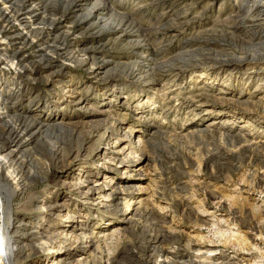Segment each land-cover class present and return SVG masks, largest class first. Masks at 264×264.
I'll return each instance as SVG.
<instances>
[{
	"label": "rangeland",
	"instance_id": "1",
	"mask_svg": "<svg viewBox=\"0 0 264 264\" xmlns=\"http://www.w3.org/2000/svg\"><path fill=\"white\" fill-rule=\"evenodd\" d=\"M70 1L37 0L44 11L38 9L32 26L44 28L41 40L49 42L47 54L52 57L41 59V53L36 51L25 71L0 75L2 94L10 98L5 104L9 114L20 115L24 111L26 118L21 122L24 126L34 122L28 133L36 134L30 139L31 145L23 144L11 157L10 166L23 177L21 187L11 194V219L17 221L9 232L14 241L11 245L15 264H25L21 235L27 227L24 218L29 217L28 226L36 225L24 207L31 195L35 202L41 198L37 194L44 186L54 188L60 184V192L72 201L66 203L74 215L67 217L62 207L53 210L50 203L35 215H48L49 222L41 221L48 229L62 223L75 225L73 222L84 219L76 204L77 199L84 200L77 194H84L71 193L75 192L73 189L94 191L88 197L95 204L101 202L99 197L107 182L100 189L101 186H93L94 180L116 181L115 176H121L123 163L102 168L98 163L101 160L96 158L97 151L109 150L114 141L107 135L97 143L96 137L85 143L86 147L92 146L90 153L74 160L68 168L63 167L62 156L51 161L57 151L65 154L80 145L88 131L98 125L114 130V138L126 139L140 149L122 152L121 157L128 160L125 170L133 177L125 186L116 181L117 192L107 199L109 206L105 210L97 211V215L88 212L91 221L88 219L90 224L83 223V227L87 233L94 232L85 237L92 245L85 254L77 252L74 259L82 254L90 264H153L166 250L172 263L187 264L192 251L189 244L196 242L205 249L216 243L224 255L239 254L248 263L260 254L264 264V246L259 245L264 241V218L257 214L260 206L252 208L251 199L239 192L243 185H250L253 197H257L264 188V66L254 65L262 56L253 50L254 43L264 42V22H255L253 15L246 16L241 11L246 0H77L66 24H60L59 19L53 23V14L58 16L57 12L62 11L57 7ZM91 7H95V13L84 29L87 31L72 36V28L78 27L74 24L77 18ZM110 18L133 23L122 36H108L106 29L118 23L109 22ZM13 23L16 24L9 29L20 27L18 22ZM33 35L37 41L39 36L35 38L36 32ZM192 38L212 45L213 50L203 48L197 53L207 56L206 61L215 60V67L228 65L227 61L237 65L234 59L245 53L253 59L249 66L231 72L203 68L199 71L207 73L201 81L204 75L197 78L188 70L183 82L173 86L177 83L173 81L170 93L159 100L158 88L163 85L160 72L134 61L145 59L147 64L153 63V58L165 60L163 67L181 62L179 57L184 62L187 56L181 48ZM76 45L89 47L91 65V61L85 65L72 59ZM146 54L150 58L144 57ZM102 60H109L106 68H101ZM63 63L66 66L58 72ZM249 67L260 70L251 73ZM172 78L171 74L166 77L168 81ZM102 109L108 114L100 113ZM114 119H119L118 128ZM59 123L66 127L59 128ZM133 152L138 157L129 158ZM42 163L50 165L46 176ZM81 176L89 181L75 185ZM62 178L70 186L64 185ZM7 184L0 176V185ZM4 204L0 197V215ZM89 207L88 204L83 209ZM108 221L113 223L106 229L120 227L121 234L100 242L94 235L99 223L105 225ZM255 224L260 227L253 231L250 227ZM74 233L81 242L82 230ZM88 242H83V246ZM253 251L255 255H251Z\"/></svg>",
	"mask_w": 264,
	"mask_h": 264
},
{
	"label": "bare ground",
	"instance_id": "2",
	"mask_svg": "<svg viewBox=\"0 0 264 264\" xmlns=\"http://www.w3.org/2000/svg\"><path fill=\"white\" fill-rule=\"evenodd\" d=\"M71 3H65L63 6H58L57 8H61V12H57L58 16L53 14V23H56L57 20H60V24H66V20L68 19V15L71 13V11H74L73 8H75V4L77 3V0L70 1ZM104 7V6H100ZM98 7V8H100ZM56 8V9H57ZM44 9L41 7V5L37 2V0H0V75H6L9 73L17 74L18 72L25 71L28 64L31 63L32 55L38 51L41 53L43 57H46V59H50L52 56L47 54V50L49 49V42H44L41 40V36L43 35L44 28L43 27H33L32 25L34 23V18L37 15V11ZM95 7H91L88 12L85 14L79 16L77 19L78 21L74 24H77V28H72V36H75L78 31H87L84 29L88 28V23L92 21L94 13L93 10ZM103 9L101 8V11ZM241 11L246 12V16L253 15L255 22L259 21L261 23L264 22V0H246L245 4L242 5ZM53 13V12H52ZM255 13V14H252ZM250 18V17H249ZM109 22H118L114 25H110L106 31L107 35L110 36L112 33L116 34L118 36H122L127 32V27L129 24H132L133 22H127L125 19H112L110 18L108 20ZM13 22H18V25H20L17 29H9L13 24ZM239 23V21H238ZM103 24V23H102ZM107 24V23H106ZM257 31V30H256ZM254 32L256 35L257 32ZM264 31V30H263ZM33 32H36L37 35L35 38L38 39L37 41H34V35ZM264 33V32H263ZM65 34H68V31H65ZM45 35H49L48 33H45ZM251 35V36H254ZM142 41L145 40L144 35L141 36ZM137 43L138 40H135ZM74 42V41H73ZM11 46H14V48L11 50V53L8 55H5V52L9 51V48ZM212 45H210L208 42H203L200 38H192L190 40L186 41V44L181 48L183 49L182 53L184 56H187V59L184 60L182 57H179L178 60L181 62H172L166 67H163L162 63L164 61H154L155 58H153V63L147 62L144 63L142 60L138 63V61H134L136 64H142L143 66H151L150 69L152 71L160 72L159 79L161 82H163V85H159L158 91L160 94L158 95L159 100H163V96H167L168 93H170V88L172 87V82L175 81L177 83H174L173 86H177L179 82H183L181 80L185 79L186 73L188 70L192 71L194 75L197 76V78H200V75L202 76L200 79L204 80L206 77L205 71L200 72L199 70H202L203 68H214L216 70H219L220 72H226V71H235L237 69H241L244 66H249L248 62L250 59L249 55L244 54V56L234 59L237 60L236 63H228L230 61H227L228 65L220 64L218 67H215L213 64L215 60H208L207 56H201V53H197L198 50H201L203 48H209L211 49ZM186 48V50H184ZM253 50L256 54H260L262 57H260L259 62H254V65H258L259 63H262L264 66V42L263 43H254ZM89 47H77L74 48L72 59H75L78 61L79 64H85L87 65L88 61L90 62V65L92 64L93 55L88 53ZM213 50V48H212ZM41 51H44L43 53ZM154 51V49H153ZM145 54V53H144ZM253 55V54H252ZM146 58H150L149 54L144 55ZM254 57V56H253ZM259 57V56H258ZM199 58L205 59V60H199ZM47 60V62H48ZM148 60V59H147ZM260 60L262 62H260ZM109 60H102L100 62L101 68H106L107 65L110 63ZM155 62V65H154ZM202 62V63H201ZM205 65V66H204ZM66 66L65 63L60 67L58 72H60L61 69ZM204 66V67H203ZM246 66V67H247ZM251 67V66H250ZM252 70V68H250ZM258 67H261V64L258 65ZM262 68V67H261ZM264 68V67H263ZM148 69V68H147ZM244 69V68H243ZM260 70V69H259ZM259 70H252L253 72H258ZM151 72V71H150ZM28 74L31 75L30 70L28 71ZM171 74L174 78H172L171 81H168L166 79L167 75ZM231 74V73H229ZM227 74V75H229ZM9 76V75H8ZM227 86L228 81L223 82ZM229 84V83H228ZM264 84V83H263ZM4 86V84H3ZM258 87V86H257ZM0 88H2L0 86ZM157 89V88H156ZM74 91V89H73ZM221 91V90H220ZM199 95L197 94V97ZM9 96L4 97L2 94V91L0 89V129H5L2 132H0V176H3L5 180L7 181V186L0 185V197L3 198L5 201L4 204V210L0 215V264H15L13 257H12V243L14 241L11 239L9 232L10 229L14 228L15 223L17 222L14 219H11V199H12V193L17 191L20 187L23 177L22 174H20L16 169L11 167V157L16 153V150L18 151L20 148H22L23 144L31 145L32 138L35 137L36 134H29L30 129L35 126V123L32 122L28 126H24V123L21 122V119L26 118L24 114V111H21L20 115L17 114H9V109L6 108L5 104L7 101H9ZM3 102V104H1ZM103 114H108L109 111H106L102 109L99 111ZM264 112V110H263ZM16 118L17 122H13V119ZM118 120L114 119L115 127L118 128ZM59 128L66 127V125L59 123ZM228 129V128H227ZM29 132V133H28ZM28 135L29 139H24V136ZM105 135L109 137L110 139H113L114 141L111 143L110 149L105 150V148L100 149L96 153V158H98L101 161H98L100 163L101 167H110L111 165H115V163L122 164L123 163V172L121 176H115V179L120 180L121 185H126L127 180L132 178L133 175L131 172L125 170V166L128 160L121 157V154L124 150L127 149H133L138 148L140 149V146H135L132 143H127L126 139L117 137L114 138L116 135V132L114 130H107V127L98 125L95 126L93 130L88 131V133L85 135V137L82 138V141L80 145L73 147L70 151H67L65 154L62 153V151H57L54 155V157L51 159H58L61 156L62 159L65 161L63 164V167H67L70 163H72L74 160L83 159L90 153V147L84 146L85 143H88V141L93 140L96 137V143L102 139ZM31 139V140H30ZM93 144V143H91ZM105 157V158H102ZM129 158H135L138 157L137 152H133V154H130L128 156ZM43 168L45 169V176L48 174V169H50V165L43 164ZM108 165V166H105ZM68 168V167H67ZM5 172V174H4ZM87 171L85 170L84 173ZM84 173L81 175L83 176ZM94 173V172H91ZM96 173H94L95 175ZM27 176H29L28 173H26ZM78 178V181L75 182V185H85L87 183V179L84 177ZM62 181H65L64 185L70 186V182L66 181V179L62 178ZM116 180V181H117ZM34 180H31L33 182ZM116 181L112 180H103L101 181L100 178H97L94 180V187H100L104 183L107 182V187L102 195L99 197V201L95 204H92L90 200L91 196L88 197V193L92 195L94 192H90L88 189L85 191L84 189L76 188L73 189L75 192L71 193H82L83 195H79V199L82 200L81 202L77 199V205L79 210H81V215L84 217V219L77 220L75 225H55L54 229H48L45 228L42 225V222H49L48 215L39 213L36 216L35 213H38L41 211L45 204L50 203L51 209L55 210L58 207L63 208V214L67 217H72L74 215V212L69 209L68 204L66 203L67 200L71 201L69 198L64 197V193L60 192V184L59 186L54 188L44 186L43 189L39 190L37 195H40V199L37 201H33V195L29 197V200L25 201V208L27 212H30L32 216V222L36 225L34 226H28L30 224L29 217L24 218V223L27 224V227L25 228V231L23 234H21L24 237V243H23V250L25 254V264H40V261H43L45 264H90V261H88L87 256L82 255L85 254L87 249L92 245L91 242L89 243L85 239L87 236L90 237L94 234V232L91 231V233H87L88 230H86V227H83V223L85 225L90 224L88 223L89 217V211H92L95 215H97V211H103L105 210V207H108L107 204L108 198H111V195L115 194L117 192L118 187L114 186L116 184ZM30 182V183H31ZM62 184V183H61ZM30 186V185H28ZM102 186L100 187V189ZM67 190L66 188H63ZM97 189V188H96ZM98 190V189H97ZM87 192V195L85 194ZM240 193L244 194L245 198H249L252 201L251 207L254 208L258 205L260 208L257 209L258 216L264 218V188L263 191L260 193L259 196L253 197L254 190H252V187L250 185H243V187L239 190ZM68 193V192H67ZM58 195V196H57ZM66 195V194H65ZM69 197V196H68ZM60 198V199H59ZM74 199V198H72ZM106 199V200H105ZM142 200V199H141ZM72 202V201H71ZM140 202V199L137 200V203ZM74 204V203H73ZM80 204V205H79ZM91 205L88 209H83L85 205ZM262 207V208H261ZM103 208V209H101ZM101 209V210H100ZM84 210V211H83ZM79 212V211H78ZM34 215L36 219H34ZM108 218V217H107ZM48 220V221H47ZM83 220V221H82ZM108 220V219H107ZM264 220V219H263ZM63 222V220H60ZM82 221V222H81ZM91 221V219H90ZM93 224L95 220H92ZM82 223V224H81ZM113 221L106 222L105 225H102L99 223L98 227V233L97 235H94V238H96L100 242H107L110 240H113L118 238L121 234V228H112V229H106V226L112 224ZM32 225V224H31ZM256 227H260L257 224L252 225L250 228L253 230ZM67 230V231H66ZM77 230H82V241H78L75 239V234ZM251 230V231H252ZM254 231V230H253ZM259 232V231H258ZM261 233V232H260ZM91 234V235H90ZM252 234V233H251ZM254 234V233H253ZM255 235V234H254ZM259 233L257 234V236ZM118 236V237H117ZM251 239L258 240L257 237L250 235ZM259 237V236H258ZM263 238V237H262ZM261 239V238H260ZM264 239V238H263ZM90 241V240H89ZM259 243V245L264 246V241ZM83 242H88L83 246ZM260 242V241H259ZM191 246V252L189 253L191 255V258L189 257L188 260H186L187 264H262L263 259L261 258L260 254L259 256L255 257L253 262L248 263L247 260L241 259L239 254L238 256H233L230 254H225L221 248H218L219 245L216 243H211L209 249L202 248L200 244L194 243L189 244ZM253 246V245H252ZM214 248V249H212ZM77 252L82 253L81 255L77 256L75 259V255ZM176 253V252H175ZM251 255H255V252H251ZM168 251H162V254H159L158 259L153 264H174L171 262V258L167 255ZM14 256V255H13ZM243 257V256H242Z\"/></svg>",
	"mask_w": 264,
	"mask_h": 264
}]
</instances>
